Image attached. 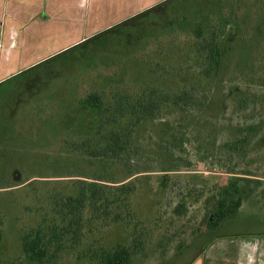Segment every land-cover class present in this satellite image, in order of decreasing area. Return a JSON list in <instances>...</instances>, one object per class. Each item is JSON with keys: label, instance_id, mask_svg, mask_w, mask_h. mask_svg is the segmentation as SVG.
<instances>
[{"label": "trees", "instance_id": "16d2710c", "mask_svg": "<svg viewBox=\"0 0 264 264\" xmlns=\"http://www.w3.org/2000/svg\"><path fill=\"white\" fill-rule=\"evenodd\" d=\"M229 1L227 12L206 11L189 24L194 38L166 48L163 66L147 54L152 66L143 73L126 83L127 71L116 69L81 100L73 133L82 139L73 152L89 159H80L88 169L37 175L23 190L25 181L0 185L18 205L10 216L0 205V244L8 215L25 264H141L181 252L203 222L207 232L217 231L246 199L264 200V34L240 60L234 44L242 37L237 13L244 6ZM177 28L185 26L167 25L166 33ZM199 162L227 174L226 182L196 175ZM147 191L153 207L141 214L134 197ZM16 192L23 193L18 200L11 197ZM171 195L177 198L167 215ZM201 200L200 224L187 233L197 216L189 217L190 208ZM114 225L124 234L112 243Z\"/></svg>", "mask_w": 264, "mask_h": 264}, {"label": "rangeland", "instance_id": "374dc122", "mask_svg": "<svg viewBox=\"0 0 264 264\" xmlns=\"http://www.w3.org/2000/svg\"><path fill=\"white\" fill-rule=\"evenodd\" d=\"M239 2L244 6L237 13L239 17L243 16V24H241L243 30L242 37L234 44V48L236 47L240 60H244L247 49L264 34V9L261 7L264 0ZM235 7L239 9V5ZM230 8L232 6L229 0H170L124 22L114 30L103 33L89 43L59 52L50 59L0 83V185L8 183L14 185L25 181L20 187L23 190L34 182L37 175L77 173L84 170L82 168L88 169L87 162L80 161L84 157L78 152H73L74 146L82 139L73 133V130L76 129L74 124H78L80 102L84 96L100 89L96 87H101L109 78L108 75L116 69L124 68L127 71L128 76H124V81L128 83V77L133 79L138 73L150 68L152 64L150 65L149 62L154 65L160 62L163 66L166 48L172 44L173 47L184 46L188 40L194 38L190 31L192 29L186 28L189 24L196 23L206 11L216 10L225 13ZM178 21L183 23L185 29L177 28L174 29L176 30L174 34H167V25L176 27ZM170 30L172 29H167V32ZM171 50L175 49L171 48ZM156 53L157 59L153 58ZM147 54L150 55L149 62L145 60ZM120 71L124 72L122 69ZM97 81L102 83L97 84ZM190 146L193 150L194 146L191 144ZM197 165L194 171L196 175H206L211 178V182L213 180L220 184L226 182L227 174L215 173L201 162ZM150 185L153 188L157 186L154 178L150 179ZM22 195V192H16L11 197L18 200ZM9 196L7 191L0 192V205L8 210L10 216L17 212L18 205ZM151 197L149 191L138 192L134 197L136 209L141 214L152 210ZM176 198V195H171L172 200H168L167 215ZM202 200L191 206L189 217L191 214L197 215L196 209L202 206ZM263 201L259 196L246 199L239 213L223 220L221 227L217 231H210L211 234L264 230ZM202 214L199 213L192 219V223L187 225V233H191L192 225L200 224ZM8 215L4 219L0 264H25L24 257H20L21 244L18 235L15 230L9 228ZM182 221L183 219L176 224ZM176 224L174 227L177 229ZM202 226V233H207L206 223L203 222ZM108 231L109 242L123 240L124 231L120 225L111 226ZM187 233L183 235L187 236ZM201 234L188 237V242L184 244L181 252L175 253L171 250L159 260L154 254L142 259L141 264H187L193 254L200 249ZM183 235L175 236L173 245L176 246Z\"/></svg>", "mask_w": 264, "mask_h": 264}, {"label": "crops", "instance_id": "0c3cea01", "mask_svg": "<svg viewBox=\"0 0 264 264\" xmlns=\"http://www.w3.org/2000/svg\"><path fill=\"white\" fill-rule=\"evenodd\" d=\"M168 0H0V83ZM187 264H264V230L201 234Z\"/></svg>", "mask_w": 264, "mask_h": 264}, {"label": "flooded vegetation", "instance_id": "af4514ba", "mask_svg": "<svg viewBox=\"0 0 264 264\" xmlns=\"http://www.w3.org/2000/svg\"><path fill=\"white\" fill-rule=\"evenodd\" d=\"M102 82H99V81H97V84H101ZM85 97H87L86 95L84 96V98ZM81 109V108H80ZM81 111H82V109H81ZM81 111L78 113L79 115L81 114Z\"/></svg>", "mask_w": 264, "mask_h": 264}]
</instances>
